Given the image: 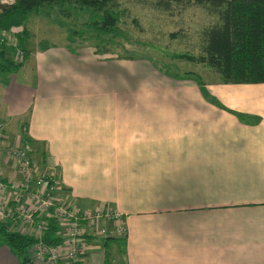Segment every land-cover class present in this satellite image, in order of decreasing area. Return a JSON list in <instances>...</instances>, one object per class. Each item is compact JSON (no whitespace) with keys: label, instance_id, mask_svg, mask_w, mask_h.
I'll return each mask as SVG.
<instances>
[{"label":"crops","instance_id":"0c3cea01","mask_svg":"<svg viewBox=\"0 0 264 264\" xmlns=\"http://www.w3.org/2000/svg\"><path fill=\"white\" fill-rule=\"evenodd\" d=\"M67 47L26 45L0 81L3 179L23 147L59 202L122 214L126 237L86 229L81 264H264V83L207 86L215 104L147 60Z\"/></svg>","mask_w":264,"mask_h":264},{"label":"trees","instance_id":"16d2710c","mask_svg":"<svg viewBox=\"0 0 264 264\" xmlns=\"http://www.w3.org/2000/svg\"><path fill=\"white\" fill-rule=\"evenodd\" d=\"M120 0H13L0 4V33L10 32L24 50V58L15 59L7 53V42L0 41V81L9 83V76L17 72L27 57L26 45L30 39L27 23L32 16L51 17L49 9H56L55 23L67 31L68 49L77 53V38L96 41L97 53L110 54L122 36L121 24L126 10ZM155 6L169 12L175 6H198L216 17V22L203 31L201 53L177 54L176 59L201 64L209 68L221 84L264 83V0H153ZM48 9V11H46ZM86 16V18H85ZM85 18L78 28L63 19ZM177 37L178 34H172ZM86 37V38H85ZM47 49V48H46ZM10 52V51H9ZM11 53V52H10ZM163 73V70L161 69ZM180 79L195 81L204 98L217 104L206 82L196 73L188 72ZM25 141H28L25 138ZM46 227L40 239L11 230L8 222H0V242L13 253L20 264H34L32 248L39 242L58 245L64 242L61 227L51 210L45 218Z\"/></svg>","mask_w":264,"mask_h":264},{"label":"rangeland","instance_id":"374dc122","mask_svg":"<svg viewBox=\"0 0 264 264\" xmlns=\"http://www.w3.org/2000/svg\"><path fill=\"white\" fill-rule=\"evenodd\" d=\"M10 2L13 0H0V4ZM119 7L127 12L121 24L123 32L117 39L118 45L110 47L111 55H106L107 57L123 58L129 60L131 65L136 61L147 60L155 65L158 71L162 69L163 73L172 79L180 80L186 73L194 72L206 82L207 86L219 82L209 68L174 58L175 55L184 53L199 56L203 31L216 22V17L198 6H175L171 11L164 12L155 6L153 0H120ZM48 12L51 13L50 18L45 15L32 16L27 23L30 31L27 46L31 51L35 50L40 43L54 44L66 40L67 31L55 23V20L60 18L57 10L49 9ZM85 18L63 20L68 25L76 24L80 28L79 25L85 21ZM176 33L178 36L173 37L172 34ZM95 46H97L96 41L92 38H77L75 44V47L80 49L95 48ZM7 49L11 52L7 51V53L12 54L14 58V50ZM15 59L18 60V57L15 56ZM112 225L115 224L112 223ZM1 247H5L3 242H0ZM16 264H20L19 261Z\"/></svg>","mask_w":264,"mask_h":264},{"label":"built area","instance_id":"2783aa9c","mask_svg":"<svg viewBox=\"0 0 264 264\" xmlns=\"http://www.w3.org/2000/svg\"><path fill=\"white\" fill-rule=\"evenodd\" d=\"M10 32L0 33V41L7 42L18 59L24 58V50ZM6 127L0 122V145L5 141ZM4 155L14 163L16 175L7 181L0 175V222L20 224L25 233L40 239L46 227L45 218L51 210L61 227L62 244L48 245L42 242L32 248L34 264H81L83 244L91 227L93 234L106 235L102 221L114 223L117 232L124 237L127 229L121 213L104 209H80L55 197L57 181L45 174H35V165L29 151L23 147H8ZM17 231V230H16Z\"/></svg>","mask_w":264,"mask_h":264}]
</instances>
